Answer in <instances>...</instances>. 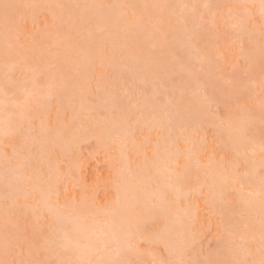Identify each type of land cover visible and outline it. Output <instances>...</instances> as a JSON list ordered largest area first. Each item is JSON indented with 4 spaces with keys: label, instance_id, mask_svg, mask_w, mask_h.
Here are the masks:
<instances>
[{
    "label": "bare ground",
    "instance_id": "6f19581e",
    "mask_svg": "<svg viewBox=\"0 0 264 264\" xmlns=\"http://www.w3.org/2000/svg\"><path fill=\"white\" fill-rule=\"evenodd\" d=\"M13 1L3 0L12 5ZM236 1L256 6L250 10L251 19L245 7L237 8ZM209 2L17 0L16 10L25 7L31 17L35 4L40 3L39 9L52 19L45 38L52 39L49 47L55 49L35 52L37 62L26 67L17 66L25 53L16 57L20 51L14 48L15 34L8 32V19L0 9L2 83H11L13 73L23 72L24 83L17 89L25 94V103L41 96L54 101L48 110L54 125L39 122L32 136L28 135V124L21 128L19 125L28 123L33 113L21 112L16 120L0 117L1 143L6 141L8 145L20 136L22 144H14L15 149L34 146L36 151L12 175H8L11 160H19L21 153L14 152L0 162V201H7L0 202V233L9 231L8 227L15 230L29 220L40 221V236H28L29 240L33 238L28 245L41 259L39 264H81L101 259L131 264L129 256L136 255L139 264H177L187 258L200 264H217L247 258L249 249L255 252L252 259H259V192L264 154L258 133L264 130V112L256 116L235 107L224 116L214 114L210 108H217L219 103L208 90L213 91L215 82L219 85L213 68L219 66L215 57L223 52L209 54L215 43L227 50L247 42L250 51L239 54L248 62L243 72L246 76L253 72V58L264 55V42L259 41L264 40L260 0L216 2L222 8L209 11L208 24L216 27L226 16L231 19V29L225 36L216 33L212 39L203 37L211 32H201L203 23L198 16ZM181 12L186 16L176 19ZM197 38L205 41L197 43ZM67 54L70 57L64 61ZM104 71H111L110 82L101 79ZM37 75H42L43 84L33 81ZM234 76L229 77L235 79L234 83L229 78L225 82L228 91L238 86L235 82L239 78ZM87 82L93 83L91 91L85 86ZM251 82L263 89L264 74ZM39 87L45 88L44 94L37 92ZM0 100L5 102L4 98ZM34 113V119L43 115ZM63 117L67 118L64 123ZM72 120L77 124L69 128ZM206 127L214 134L210 143L191 136ZM20 130L26 133L19 134ZM90 141L101 150L97 154L108 163L111 174L104 178L109 183L104 202L93 207L88 196L79 203L63 200L59 202L63 211L42 203L57 200L54 181L72 169L67 165V171L61 170V160L54 162L52 155L57 153L53 151L57 149L58 155L66 158L71 150ZM223 149L231 154L230 159L214 154ZM247 151L250 154L241 162ZM245 174L246 186L241 190L232 177ZM43 181L46 187L41 190ZM23 187L28 191H22ZM27 192L38 204L25 207L20 200L27 199ZM249 192L254 195L249 196ZM181 202L187 204L181 207ZM71 209L76 213L70 215ZM204 222L212 227L216 248L200 259L195 254L187 256L192 238L197 236L196 228ZM75 237H79L80 247L69 242ZM5 240L0 241V261L6 257ZM134 240L162 247L167 257L152 252V257L146 259L133 247Z\"/></svg>",
    "mask_w": 264,
    "mask_h": 264
},
{
    "label": "rangeland",
    "instance_id": "374dc122",
    "mask_svg": "<svg viewBox=\"0 0 264 264\" xmlns=\"http://www.w3.org/2000/svg\"><path fill=\"white\" fill-rule=\"evenodd\" d=\"M208 1H210L209 2L210 6H208L209 4H207L206 6L207 8L208 7L209 8L208 9L205 8L206 9L205 10L200 7L199 11L202 9L203 12L202 10L198 12V16L202 18L201 22L203 23L201 32L206 31L205 32L206 34L208 32L211 33L205 36H203L205 34L203 33L202 36L203 37L211 36L209 38L212 39L214 37L213 35H216V33L218 34L223 33L224 36L227 35L229 33L228 31L231 29V26H229L231 19L226 16L221 17L220 23H218L217 26L215 27L208 24L210 22L207 19V15L209 18V14H208L209 11H211L212 9L217 10V8L218 9L222 8L219 7V5H216L215 4L216 2H218V4H221L223 2L228 3L227 1L229 0H208ZM12 3L13 5H16L17 0H14ZM235 4H237L238 9H241L244 5H246L243 3L238 4L237 1ZM35 5H36L35 13H33L31 17L28 16L27 12L29 10H26L25 7H23L22 10H20V8L16 10L15 7L13 11L11 10L10 18L8 19V23H7L8 32L15 34V38L12 39L14 43V48L20 51L16 55V57H19L21 52L25 53L23 61L17 64V66L21 65L26 67L29 64L37 62L35 52L45 51V50L52 52L55 49V47H49L50 44L52 43V39L50 37L45 38V36H47L46 34L50 33V31L48 30H50L49 24L52 22V19L47 16V13H44L43 11H41V9H39L41 5L40 3H36ZM183 15H185V13L181 12L177 14L175 18L178 19ZM252 23L253 20L249 21L247 26L250 27ZM227 29L229 30L226 31ZM196 41H198L197 43H199L200 41L203 42L205 40H202L201 38L200 39L197 38ZM259 41L264 42V40H261L260 38ZM246 43H243L242 46L234 45L233 47H230L227 50H222L221 49L222 46L220 47V44L215 43L214 51L216 52L211 51L213 48L209 51V54L210 53L217 54L218 53L217 51L223 52V54L220 53L218 54L219 57L218 56L215 57V59H217L215 60V63L219 62L217 63L219 64V66L213 68V75H215V78L217 77L219 80L220 78H222L223 81L220 82L219 80H217L219 85H217V83L213 81L215 82L212 85V87L214 86L213 91L209 92L208 90V93L210 95L212 94V96L219 103L217 108H210V111L214 114L219 113L220 116L221 115L224 116L225 114H227V112L231 111L233 108L238 107L242 110H249L250 113H253V115L255 113L256 116L259 115L262 116L263 112L261 110L260 105H261V101L264 100V88L259 89L258 84L257 85L253 84V82L251 81L254 80L255 77L258 76L259 74L262 75L264 74V55L263 56L261 55L257 59L256 57L258 56L253 58L254 57L253 55L252 58L254 60V65L257 64V66L254 67L253 65L252 67L253 61L252 63L250 61L253 72H251V75L248 76H246L247 74L244 75L246 72L245 70L247 69L246 67L249 66L247 59L244 56H240L239 54L243 51L244 52L250 51V47H248ZM221 44L224 45V43ZM256 45L258 47L257 50H259L260 47L259 43H256ZM57 55H59V53ZM211 56H215V55H211ZM68 57H70V54L64 56V61L65 58ZM19 71H22V69H20ZM196 71L199 72V70ZM218 73L220 75H216ZM233 73L236 74L237 78H239L237 80L238 82L237 81L235 82L237 83L235 85L238 86L237 88H233L230 89V91H228L225 89V86H227L225 85V82L227 81V78L233 75ZM110 75H111V71H104L101 73V77H102L101 79L104 82H110L111 81ZM230 78L228 80H231ZM240 79L241 81H239ZM35 80L37 82H42L43 84L42 75L35 76L33 81L35 82ZM89 82L85 83V86L89 91H91L90 89H93L94 86L93 83H89ZM23 83H24L23 72H17V74L13 73L12 82L8 84H3L2 79H0V98L5 99L4 100L5 102H2V100H0V117L8 116L9 118L11 119L13 118L14 120H16L18 117L21 116V112L31 113V114L33 113V115L31 116V120L29 118L28 123L25 122L23 125H19L21 128V126L24 127L28 124V126L30 127V131L28 132V135L32 136L37 132V127L39 125V122H42V124H46L47 126L54 125L53 114L48 112L49 108H53V106L51 105L53 104L54 101L47 97L38 96L39 98L38 97L37 98L39 100L37 101L32 100L31 102L25 103V99H24L25 94L19 91V89H17L18 86L22 87ZM28 84H30V82L27 83L26 85ZM246 84L247 87L242 88L241 85L244 86ZM123 86L125 87L126 84H124ZM43 87L45 86L43 85ZM43 87L38 88L37 92L39 94L44 92L43 90L45 88ZM238 92H240L241 94H238ZM29 104H31V107H29ZM19 109L21 110L19 111ZM34 111H39L43 113V115H41L39 119H34V116L36 115ZM66 121L67 118L63 117L61 122L64 123ZM76 124H77L76 120H72L69 124V128H72ZM23 133L26 132L24 130L19 131V134H23ZM258 135L260 137L259 140L264 142V130L259 132ZM191 136L195 137L196 140L202 137L204 141H208L210 143L212 138L214 137V134L210 128L206 127L204 131H201L199 133H193ZM20 139L21 137L19 136L8 145H5L6 141H3L2 143L0 142V162L6 159L8 155L13 156L14 152L21 153V157L19 158V160L18 159L11 160V163H13V165L11 164L12 170L11 171L9 170L8 175H12V173H16L20 171V169L23 168V166L28 162V160H30L31 156L36 155L34 146L28 149L26 148L15 149L14 144L17 145L22 144L20 142ZM212 145L216 146V144H212ZM53 152L57 153V155L54 154L52 155L54 162L57 160H61V162L59 163L61 170L65 171L66 169L67 171L66 168L67 165L69 167V170L71 169V167L72 169L71 171L68 172L69 174L60 175L54 181L53 184L54 191L59 193V195L56 198L57 200L48 199L46 201L45 200L41 201L42 203H49L54 209L63 211L65 209L59 206V202L63 200H65V202L76 201L77 203H79L85 200V198L88 196L91 197V199L93 200L92 202L93 207H97V204H100L99 201L104 202L103 197L108 195L107 192L109 191V183L108 181L104 180V178L107 175H111V174L108 173L109 172L108 169L109 167L107 165L108 163L106 164L105 162H103L101 160L102 156L97 154V152L99 153L101 152V150L97 149L94 146L93 141L81 143L76 150H71L70 153L66 155V158L58 155L57 149H55ZM214 154L216 155L224 154L226 155L227 158L229 159L231 158V154L226 152L225 149H223L222 151L219 150ZM249 154H250L249 151H247L242 157V159L240 158L241 162H244V158ZM103 160L105 161V159ZM138 161L139 159L136 160V162ZM69 164L71 166H69ZM42 166L43 165L41 164V167ZM40 187L41 190H44L46 187V182L44 181L41 182ZM22 189L24 191H28V189L25 187L21 188V190ZM28 193L29 192L25 193V197L27 198L26 200L25 199L20 200L21 202L24 201L25 207L31 205L35 206V204H38V202H34L33 200L30 199L33 194L29 196ZM42 193L43 195H45V191H42ZM229 198L232 199L233 196L229 195ZM0 202L6 203L7 201L2 200ZM186 204L187 203L185 202H181L179 206L183 207ZM205 220L208 219L205 218ZM38 223H40V221L29 220V222L25 223V225H21L19 228H16L15 230L13 229L12 230L13 232L11 231V228L8 227L7 230L9 229L10 232L2 231L3 233H0V241L2 240V242H4V239H6L3 245L4 249L6 250V257L2 262H5V264H17L16 261H18L19 264H21V262L24 261H32L35 262V264H39V262H41L39 256L34 254L31 246L28 245V241H33V238L29 240L28 236H32L33 234L34 237L40 236V232H39L40 228L38 226ZM196 230H197L196 233L197 236L192 238L193 241L192 247L191 250L187 252V256L195 254V255H199L198 259H200L201 255L207 254L215 250L217 244V238L212 233V227L210 225H207L206 222H204L203 225L196 228ZM133 247L136 248V251L139 255L145 257L146 259L152 257L151 254L152 252L154 253V255H158L159 257L162 258L167 257L164 249L160 246H152L147 244L146 242L134 240ZM104 252L105 251H99L98 253L100 254ZM111 252H114V250H112ZM137 257H138L137 255L136 257L129 256L128 262L131 264H139L140 260ZM185 261H192V260H189V258H187L185 259ZM42 264H50V263L44 262Z\"/></svg>",
    "mask_w": 264,
    "mask_h": 264
},
{
    "label": "snow or ice",
    "instance_id": "6c2138e0",
    "mask_svg": "<svg viewBox=\"0 0 264 264\" xmlns=\"http://www.w3.org/2000/svg\"><path fill=\"white\" fill-rule=\"evenodd\" d=\"M17 7L16 5L9 4L7 2H3V0H0V9L3 10L5 19L10 18V11ZM246 10L249 11V19H251V14L250 10L254 7L255 5H244ZM259 16H260V21H261V29L264 31V0H260L259 4ZM261 110L264 112V100L261 101ZM261 153L264 154V142L261 143ZM233 183L239 184L241 190H243L246 186V181H247V174L245 175H237L232 177ZM254 195V193L249 192V196ZM259 197H260V236H261V243H260V249H259V259H252L253 256H255V252L251 249H249L246 253V257L244 259H235L230 262H217V264H264V175L261 176V182H260V192H259ZM70 215L75 214L76 210L71 209ZM72 243L75 247H80V240L79 237H75L70 239L69 241ZM84 247H87L85 245ZM0 264H5V262L0 261ZM21 264H35V262L32 261H24L21 262ZM81 264H121L120 261L116 260H97V261H81ZM154 264H158V262L154 261ZM177 264H200L198 261H179Z\"/></svg>",
    "mask_w": 264,
    "mask_h": 264
}]
</instances>
